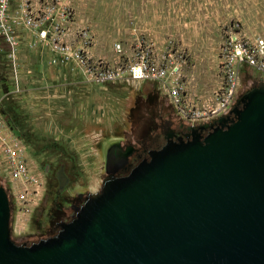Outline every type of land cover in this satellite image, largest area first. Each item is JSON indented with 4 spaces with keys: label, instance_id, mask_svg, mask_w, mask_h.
<instances>
[{
    "label": "rangeland",
    "instance_id": "rangeland-1",
    "mask_svg": "<svg viewBox=\"0 0 264 264\" xmlns=\"http://www.w3.org/2000/svg\"><path fill=\"white\" fill-rule=\"evenodd\" d=\"M32 2L66 7L72 26L64 34L66 41L77 42L79 29L86 28L90 52L107 61L125 57L139 39L156 49L182 51L184 79L201 94L217 83L219 44L227 25L237 22L245 35L264 36V0ZM75 72L71 77L61 69L57 81L0 84L1 116L9 131L27 144L29 166L40 181L36 191H29L33 184L0 176L14 242L45 237L52 211L64 205L67 212L72 203L97 193L109 171L107 156L117 147L131 146L161 121L183 122L154 82H95ZM245 72L239 93L262 78ZM8 73L0 65V77L7 79Z\"/></svg>",
    "mask_w": 264,
    "mask_h": 264
},
{
    "label": "water",
    "instance_id": "water-1",
    "mask_svg": "<svg viewBox=\"0 0 264 264\" xmlns=\"http://www.w3.org/2000/svg\"><path fill=\"white\" fill-rule=\"evenodd\" d=\"M239 98L233 118L103 178L55 234L28 244L10 237L0 184V264H264V80Z\"/></svg>",
    "mask_w": 264,
    "mask_h": 264
},
{
    "label": "built area",
    "instance_id": "built-area-1",
    "mask_svg": "<svg viewBox=\"0 0 264 264\" xmlns=\"http://www.w3.org/2000/svg\"><path fill=\"white\" fill-rule=\"evenodd\" d=\"M69 16L66 7L43 3L37 5L32 0H0V47L1 43L6 45L4 57L14 82H17L16 50L19 41L15 28L20 26L36 37L27 44L29 47L34 42L47 45L52 53V62H71L88 80L138 84L154 82L156 89L167 97L187 125L206 123L230 113L246 69L261 75V80H264V36L245 35L237 22L223 30V39L219 44L217 83L209 93L201 94L184 79L181 71L184 63L182 51L168 46L156 49L152 43L139 39L133 41L125 57L117 56L113 61H107L90 52L91 35L86 28L79 29L77 42L66 41L64 34L72 28ZM27 149V144L9 131L0 113V176L27 185L33 184L29 191H36L35 187L39 186L40 181L38 174L29 166Z\"/></svg>",
    "mask_w": 264,
    "mask_h": 264
},
{
    "label": "flooded vegetation",
    "instance_id": "flooded-vegetation-1",
    "mask_svg": "<svg viewBox=\"0 0 264 264\" xmlns=\"http://www.w3.org/2000/svg\"><path fill=\"white\" fill-rule=\"evenodd\" d=\"M246 90V89H245ZM244 90V91H245ZM240 92L238 97L234 102L235 108H239L241 106V100L239 96L244 92ZM228 119L234 117L233 113L230 112L226 115ZM206 125L205 127L198 128L197 125H193V127H189L191 125H187L183 122H173L169 120L161 121L157 124V128L151 129L144 137L139 138V140L134 141L131 146L121 149V152L128 151L129 156H126L123 164L119 167L114 168V163L109 164V171L105 173L103 178L106 177H119L126 175L129 170L136 165L140 160L149 159V150L158 149L168 140L172 141H185L190 138L192 132L198 133L199 135H204L207 133L211 127L217 125L216 119H213ZM118 148V147H117ZM116 148V150H117ZM118 158V157H117ZM116 160V159H115ZM60 180L65 181L64 176L60 177ZM84 198L78 200L71 204L70 209L65 212L64 205H60L57 207L55 211H52V227L49 233L46 236H50L55 234L60 228V224L62 222L70 220L77 210V208L83 203ZM57 205V204H56ZM55 208V207H54ZM32 242V241H30ZM29 242V243H30ZM19 244H28L27 241L16 242Z\"/></svg>",
    "mask_w": 264,
    "mask_h": 264
},
{
    "label": "crops",
    "instance_id": "crops-1",
    "mask_svg": "<svg viewBox=\"0 0 264 264\" xmlns=\"http://www.w3.org/2000/svg\"><path fill=\"white\" fill-rule=\"evenodd\" d=\"M17 37L19 38L18 47L16 50L17 53V70H16V79L17 82H14V77L12 75L10 67L6 64L4 57L6 45L1 43L0 47V65L9 71L8 78L6 79L1 75L0 84L2 83H11L18 84L21 81H26L27 83L35 82H47V81H57L59 78L60 70H64L71 74V77L75 75V71L82 74L81 70L77 69L75 65L71 62H52L50 52L47 45L39 42H34L33 46H28V43H31L36 38L34 34L29 33L23 27L15 28ZM44 68L47 69L44 71ZM81 71V72H80ZM50 74L51 76H48ZM138 84V83H136Z\"/></svg>",
    "mask_w": 264,
    "mask_h": 264
},
{
    "label": "bare ground",
    "instance_id": "bare-ground-1",
    "mask_svg": "<svg viewBox=\"0 0 264 264\" xmlns=\"http://www.w3.org/2000/svg\"><path fill=\"white\" fill-rule=\"evenodd\" d=\"M127 152V151H125ZM125 152H121V149L120 148H117V150L115 149L111 155H110V158L108 160V165L111 164L112 162L115 163V159L119 156H122L123 154H125Z\"/></svg>",
    "mask_w": 264,
    "mask_h": 264
}]
</instances>
